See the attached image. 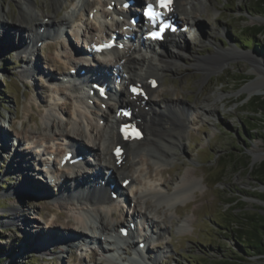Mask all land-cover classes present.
<instances>
[{
    "label": "rangeland",
    "instance_id": "374dc122",
    "mask_svg": "<svg viewBox=\"0 0 264 264\" xmlns=\"http://www.w3.org/2000/svg\"><path fill=\"white\" fill-rule=\"evenodd\" d=\"M33 1L37 4L34 12L38 13V20H41L43 15L52 14L51 0ZM251 4L252 0H193L192 5L187 6V13L196 15L201 22L198 36L180 40L187 44L193 54L206 56L216 48L221 51L233 48L239 52L236 50L237 54L226 60L219 71L212 72L205 79H202L198 70L188 69L193 60L190 56L181 60L182 66L178 72L166 71L162 75L161 85L156 89L159 95L157 99L182 98L193 110L189 116L190 123L182 137L172 141L173 157L170 160L155 163L153 157L147 152H142L149 169L143 166L139 169V165L131 164L128 167V173H136V180H140L144 175L149 178L147 182H163L164 192L169 193L176 189L180 180L187 176L190 178V182L182 186V189L187 191L186 199L177 201L168 210L166 207L162 208V205L155 208V214L159 218H169L167 224H170L165 239L160 240L156 246L152 245V250L165 247L158 256V264H208L205 262L208 256L216 257L228 252L229 248L237 249L233 245L231 234L224 228L230 212L259 211L264 214V202L257 197L258 192H263L259 189V183L249 174V168L243 162L238 163L243 159V154L248 157L247 161L251 166L264 159L262 157L253 162L254 156L264 151V127L259 124L261 115L252 111L253 106L250 103V99L259 93L248 96L247 91L243 89L257 78L258 74L264 78V35L250 37L247 34L250 26L264 25V15L252 9ZM68 5L70 0H66L56 10L57 15L63 14ZM17 15L18 5L14 0H0V42L5 39L4 32H16L13 37H8L11 39L8 46L2 43L5 47L0 48V132L9 134L6 144L0 140V264H60L58 256L62 257L64 264H93L98 256H93L90 253L91 248L86 244L82 245L84 250L80 252L71 248V258L67 250L59 253L55 251V247L53 255L48 252H44L43 256L37 255L38 253L29 254L33 246L38 249L35 245L41 236L38 232L34 235L33 231L37 228L46 229L47 224L52 223L54 216L62 210L66 215L56 220L59 224L54 228L56 233H62L65 230L60 223H69L77 209L69 208L59 202V199L50 201L44 197H33L27 192L29 186L20 187L21 190L18 191L23 175L29 171V165L23 163L24 159L21 158L24 152H21L22 155H11L13 141L20 135L22 139L18 149L27 151V136L45 135L49 132V127L47 128L40 119L46 107L57 102L62 104L66 111H71L73 102L67 97L64 89L61 88L63 94H60V88L46 80L48 72L59 75L61 69L58 70L56 65L47 64L45 58H55L63 65V59L59 56L64 57V52L68 50L66 38H51L47 43L45 41V47L37 50L36 62L33 60L35 55L21 57L10 47L19 44L17 39L24 41L28 37V34L24 33L22 36V31L11 27L13 22L18 24ZM248 41L250 42L247 43ZM28 58H31V64L37 65L38 70L23 76L21 71L25 64L22 62ZM256 64H261V68ZM263 94L264 89L260 95ZM219 95L222 98H218ZM203 103L208 104L212 111L203 114L199 109ZM2 114L11 117V128L9 125L5 128L2 126ZM59 117L63 119L65 116L61 114ZM90 122L96 125L97 118L94 114H91ZM53 128L56 130L58 127ZM85 140L84 138L79 141ZM59 141L54 140L55 143ZM129 153L125 156V162L132 160ZM30 156L31 153H28L27 159H30ZM29 159V163L37 167V158ZM235 159L237 161L233 162ZM14 161L22 163L25 169L18 173L13 171L14 167H9V164H14ZM22 170L25 172H21ZM38 183L44 186L45 190L41 192L50 191L41 180L37 181ZM51 192H55L54 187ZM169 193L167 194L170 195ZM118 205L116 208H121ZM16 214L19 218L14 216ZM117 214L119 215V211L112 215L113 219L119 217ZM21 216L23 221L20 220ZM182 219L187 222L184 228L179 229ZM69 237H72L71 234ZM143 237L139 236V239ZM50 241L54 240L45 241L47 246L52 245ZM82 254L85 255L84 259ZM120 257L124 258L125 253L121 252Z\"/></svg>",
    "mask_w": 264,
    "mask_h": 264
},
{
    "label": "bare ground",
    "instance_id": "6f19581e",
    "mask_svg": "<svg viewBox=\"0 0 264 264\" xmlns=\"http://www.w3.org/2000/svg\"><path fill=\"white\" fill-rule=\"evenodd\" d=\"M14 1L18 5V15L16 19V23L18 24L13 22L11 27L22 31V36L24 33L28 34V37L24 41L17 39L19 40V44L16 45V48H22V50H24V48H28L30 53H26L31 55H37L38 48L36 42L39 41V39H43V46L46 44L45 41H48L47 38L49 35L53 33V39H61L65 34L64 31L66 27L69 30L68 32H70L71 35L74 36L77 41H79L78 36L79 30L81 28L79 24L83 23L82 19L86 11L85 9H87L86 6L89 8V11L90 9L93 10L95 8V16L92 19L95 20V18H98L99 16L108 18V16L112 15L113 12L117 13V5L121 3V0H115L116 4L114 5L113 10L109 11L106 6L111 0H70L72 9L70 11H66L63 15H57L56 10H58L66 0H51L50 7L52 14L43 15L42 19L38 20V13L35 14L34 12V7H36L37 4L33 0ZM192 1L193 0H178L174 5V10L180 15L181 18H183V20H186L184 22L190 23L192 26L197 27L200 30V18L196 15H189V13H187V6L189 4L192 5ZM70 5H68L66 8H68ZM75 9L80 11V16L78 18H74L73 12ZM74 22H79L77 28H73L71 26ZM82 25L85 26L84 24ZM1 26L0 32L2 31ZM85 27L88 29V31L92 30V27L87 28V25ZM105 29L106 28H104V26L101 27L99 30V36L104 34ZM14 33L16 32L13 30L6 33L4 32L5 39L1 40L2 43L8 46L11 40L8 39V37H13ZM17 33L20 34L19 31ZM91 38H93V35H91ZM172 38L173 36L162 41V43H156L154 44V47L151 44H140V48L137 49L136 44L134 43L129 47L114 49L111 52L114 56H111L110 54L102 56V58L108 57V59H98L97 63L100 66L99 69L91 71V74L87 75V77L84 76L83 79H79L81 78L80 75L72 76L70 75V72L65 73V70H63L62 73L57 76L56 83H58L59 87L62 89L69 91L70 101L74 103V107L71 111H66L64 107L59 105L57 102L46 107V110L41 114L40 119L47 128L49 127V132L45 133V135L27 136L25 139L27 144L25 148L44 145L42 150L46 154H62L65 151V148H57L56 145H54V140L59 139L60 141L56 143L58 146L68 143L70 146L81 145L83 147H88L99 160L97 165H92V170L94 169L99 174L103 173L104 169L106 170L109 167H112L113 169V173L110 175L112 178H114L116 174L117 176L121 174H127V167H124L125 165L121 164L117 165L115 163V158L111 153H109L111 145H113L116 141L122 142L119 135L116 133V127L119 121L115 117L116 110L111 106L112 102L110 103L111 107L109 106V108L106 110H101L95 107L94 116L97 118L96 125H93L90 121L88 124L84 123L83 117L85 115L83 112L87 113V111H85V99L83 98L84 93L82 90V85H85L84 80H87L88 77L92 78V74L97 75L98 73L103 76V72H105L102 71L103 68L106 71H110L111 74H115L116 80L117 78L120 79V84L117 85L118 87H123L124 89L120 92H113L112 95H115V97L119 98L121 104H130L133 106V118L137 119L139 124L143 126L146 133L145 137L139 141L124 142L127 145V151H129L132 156L130 164L139 165V169L142 166L145 169H149L147 167L146 160H144L145 158L143 159L142 157V152H147L151 158L153 157L155 159V163H161L170 160L173 157L171 145H174L172 141L180 139L183 135V132L186 131L188 124L190 123L189 116L192 113L191 111H193L192 107L179 97H166L164 100L157 99L159 95L156 89L158 90L160 83L156 89L148 90L149 97L146 102L142 104V98H132L127 93L126 87L128 83L136 81L141 83L142 86H147L148 80L152 77L157 78L158 81L161 82L162 75L166 73V71L174 73L178 72L179 68L182 66L181 60H184L189 56L192 57L193 60L190 63L188 69L198 70L202 74V79H205L212 72L219 71L223 67L226 60H228L233 55L235 56L238 51L237 49L234 50L233 48L226 49L225 51H221L220 48H216L211 54L202 56L193 54L187 44L176 41L175 38ZM2 43L0 44V48L5 47ZM84 45L86 46V44ZM157 47L161 49V52L158 51ZM171 47L175 48L176 50H173ZM82 48L84 49L83 46ZM71 52H77L76 42H73L71 47H69L68 50L64 52V57L63 55L59 56V54H57L60 59H63V65L69 66V68L75 67L77 62V60L72 59L73 56L71 55ZM37 59L38 57L36 56L35 60L37 61ZM259 59L261 60V58ZM47 60L52 66L54 65V62H58L57 59L51 57H47ZM258 66L261 68V64ZM36 70H38L37 65L34 63L30 66L28 59L26 66L22 68L21 72L23 76H28L30 72L33 73ZM52 74L53 73L48 72L47 77H51ZM48 78L46 79L48 80ZM64 78L79 80L77 82H82V84L78 90H70L66 87V84L63 80ZM243 89L247 91L248 96H252L254 94L256 95L258 93L261 94L264 89V78L258 74V77L249 82ZM218 98H222L221 95H219ZM112 100L113 99H111V101ZM68 104L70 105V103ZM199 109L203 112V114L212 111V108H210L206 103L201 104ZM61 114L65 116L63 119L59 117ZM100 119H103V125L99 124ZM56 126L58 128L55 130L53 127ZM93 130L96 131V133H94ZM84 138L87 140H85L86 142L79 141L80 139ZM15 139H17L19 145L22 137L19 135ZM0 140L6 144V141H9V138H7V135H4L0 132ZM48 141H50L51 144L46 147L45 144ZM16 151H18V155L21 154V151H19L17 147ZM23 154L24 157L22 156L21 158L22 160L24 159L26 161L25 162L23 160V163L29 165V171H26V174L23 175V179L21 178V186L18 187V191L21 190L20 187L24 188L28 186L30 189L36 187V190L38 191L45 190L42 184H37V181L39 180L37 178L35 180L34 178V164L32 163V165L29 163V158L27 159L26 153ZM36 154H39V152L36 151ZM58 156L55 157L56 162L58 160ZM262 157H264V151H261L256 156H254L253 162H256ZM87 162L89 161H85V163ZM9 167H14L13 171H16L17 173L20 172L21 169H25L22 166V163L17 161H14V164H9ZM23 170L21 172L24 173L25 171ZM135 171L140 174L138 169L136 170L135 168ZM74 172L76 171L73 169V167H67L64 172L57 171V174L60 176L62 175L61 179L69 182L72 180L71 175ZM91 172L92 171L90 170V173ZM65 176L67 177L64 178ZM68 177L70 179H68ZM146 180H149V178L144 177V175L142 178H140V180H136L134 177H132L131 182L126 188V199H119L120 202L110 198L108 196V189L103 185H98L97 180H91L89 175H83L82 179L80 178L75 181L72 180V183H69L67 186H60V195L56 196L57 192H52V195L55 196L53 198L56 200L59 199V202L62 204L69 206L71 209L77 210L75 211V214L71 216L69 223H60L65 230L62 233H56L54 231L55 226L59 224L56 220L61 219L64 215H66V213L62 210L58 211V214L54 216L52 223L47 224L48 227L46 225V229L41 230L37 228L36 231H33L34 235L37 232L41 235L35 246L41 251L48 252V254L52 255V253H55L58 248L60 249L59 252H64L65 244L77 247V241L75 239L79 237L82 238V240L88 239L87 241H92L95 239L96 243H98L97 240L99 238L108 237V239H103L102 243H100L101 246L103 245L100 253L92 254L93 256H95V254L101 255L100 259L94 260L93 264H125L123 263V260L120 262L118 257H116L112 251V248L109 247L111 245L117 246L122 243V237H120L118 234V231H120V227H118L119 224H122L124 221L129 222V220H135L137 223L141 224L143 223V229L147 230V232H149L151 235H156L159 240L163 241L170 227V224H167V222L169 223V218L168 220L164 217L159 218V216L155 214L157 212L155 208L157 205H162V208L166 207L168 210L172 208L177 201L186 199L185 196L187 191L182 189V186H184V184H186L190 178L187 176V178L180 180L179 185L176 186V189L171 193L164 192L163 182H160V184L159 182H147ZM47 194L49 195L51 192L49 191ZM44 198L52 200L47 196ZM125 200L129 203L128 208L126 206L127 204H123ZM161 202H163V204ZM119 203H122L123 207H125H121L124 211H122L121 208H116ZM13 210L15 211V209ZM116 211H119V215L117 214L119 217L113 219L112 215ZM14 216L19 218V215L17 214ZM20 220L23 221L22 216ZM186 222V219H182L178 226L179 229L184 228ZM70 234L72 236L71 238L69 237ZM139 235L141 236V233H139ZM25 237H27V233ZM51 239L54 240L50 241L52 245L47 246L45 241ZM144 239L145 238L142 240ZM138 243L139 241L137 240L136 245H138ZM53 247H55L54 249H57L54 251ZM134 249L135 251H133L132 254L135 257L132 259L133 262L131 264H158V256L161 252H163L165 247H163V249L159 248L152 250L153 247L148 242V244H145L143 248ZM32 250L34 252L37 251L34 246L32 247ZM101 258H103V260Z\"/></svg>",
    "mask_w": 264,
    "mask_h": 264
},
{
    "label": "trees",
    "instance_id": "16d2710c",
    "mask_svg": "<svg viewBox=\"0 0 264 264\" xmlns=\"http://www.w3.org/2000/svg\"><path fill=\"white\" fill-rule=\"evenodd\" d=\"M251 8L264 15V0H252ZM250 37L264 35V25H253L248 29ZM255 41V40H254ZM248 41L247 43H249ZM256 43V42H255ZM245 46H249L244 44ZM252 111L260 113L259 124L264 127V94L256 95L250 99ZM256 119V118H255ZM258 124V123H257ZM248 126V124L246 123ZM241 158V157H240ZM248 157L243 154L241 161L249 168V174L258 182L264 183V159L251 166ZM235 159L233 162H236ZM257 197L264 201V192H258ZM225 230L231 234L233 245L237 249L229 248L228 252L219 256H208V264H264V214L258 212H230ZM2 254L0 248V255ZM1 260V259H0Z\"/></svg>",
    "mask_w": 264,
    "mask_h": 264
},
{
    "label": "snow or ice",
    "instance_id": "6c2138e0",
    "mask_svg": "<svg viewBox=\"0 0 264 264\" xmlns=\"http://www.w3.org/2000/svg\"><path fill=\"white\" fill-rule=\"evenodd\" d=\"M164 6H166L165 4H164V0H161V7H164ZM146 15L148 16V18H149V20L152 22V23H154L155 24V22H156V20L159 18V13H155V12H153L152 11V6L151 5H149V10H148V12L146 13ZM117 151H119V150H117Z\"/></svg>",
    "mask_w": 264,
    "mask_h": 264
},
{
    "label": "water",
    "instance_id": "95a60500",
    "mask_svg": "<svg viewBox=\"0 0 264 264\" xmlns=\"http://www.w3.org/2000/svg\"><path fill=\"white\" fill-rule=\"evenodd\" d=\"M259 189H260V191H263L264 192V183H259Z\"/></svg>",
    "mask_w": 264,
    "mask_h": 264
}]
</instances>
